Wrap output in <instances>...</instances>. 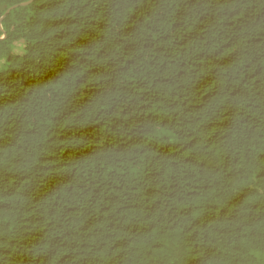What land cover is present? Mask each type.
I'll return each instance as SVG.
<instances>
[{"label": "trees", "instance_id": "16d2710c", "mask_svg": "<svg viewBox=\"0 0 264 264\" xmlns=\"http://www.w3.org/2000/svg\"><path fill=\"white\" fill-rule=\"evenodd\" d=\"M0 38V264H264V0H32Z\"/></svg>", "mask_w": 264, "mask_h": 264}, {"label": "water", "instance_id": "95a60500", "mask_svg": "<svg viewBox=\"0 0 264 264\" xmlns=\"http://www.w3.org/2000/svg\"><path fill=\"white\" fill-rule=\"evenodd\" d=\"M31 1L32 0H30V1H28V2H25V3H20V4H16V5H14V6H12V7H10V8H8L6 11H5V13H4V15L0 18V28H1V21H2V19L11 11V10H13V9H15V8H17V7H19V6H26V5H28L29 3H31ZM1 39V38H0Z\"/></svg>", "mask_w": 264, "mask_h": 264}, {"label": "rangeland", "instance_id": "374dc122", "mask_svg": "<svg viewBox=\"0 0 264 264\" xmlns=\"http://www.w3.org/2000/svg\"><path fill=\"white\" fill-rule=\"evenodd\" d=\"M21 51H22L21 48L17 46L16 49H15V52H16V53H20ZM1 64H2V62H0V65H1Z\"/></svg>", "mask_w": 264, "mask_h": 264}]
</instances>
